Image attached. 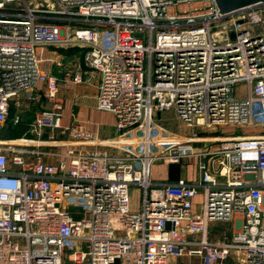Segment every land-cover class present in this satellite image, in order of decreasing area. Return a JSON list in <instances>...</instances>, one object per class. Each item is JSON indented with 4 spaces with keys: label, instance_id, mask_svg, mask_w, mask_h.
I'll return each instance as SVG.
<instances>
[{
    "label": "built area",
    "instance_id": "2783aa9c",
    "mask_svg": "<svg viewBox=\"0 0 264 264\" xmlns=\"http://www.w3.org/2000/svg\"><path fill=\"white\" fill-rule=\"evenodd\" d=\"M24 2L0 1V264H231L237 252L264 264V130L199 129L264 127V2L229 14L216 0ZM52 46L78 47L79 68L99 74L98 108L115 114V137L80 121L65 125L58 78L39 56ZM68 75L84 81L81 71ZM39 85L49 106L30 122L31 137H20L37 143L3 138L12 102ZM171 109L198 130L163 126L160 115ZM187 156L199 158L196 183L154 181L155 161ZM236 213V231L211 241L210 224Z\"/></svg>",
    "mask_w": 264,
    "mask_h": 264
},
{
    "label": "crops",
    "instance_id": "0c3cea01",
    "mask_svg": "<svg viewBox=\"0 0 264 264\" xmlns=\"http://www.w3.org/2000/svg\"><path fill=\"white\" fill-rule=\"evenodd\" d=\"M71 55L62 54V58H68ZM69 59V58H68ZM74 73L81 71L83 75L84 81L82 83H74L70 77L58 78L59 79V95L64 103V123L65 125L73 124L77 121L84 123L91 131L96 132L100 138L108 139L113 138L118 133L117 130V119L114 113L109 111H103L98 108L97 104V94H98V86L100 83V76L96 71H92L83 65V69L79 67L74 68ZM73 75V74H72ZM26 95L23 93L16 98V105H23L26 101ZM28 103L32 104L31 107L34 109L33 118L26 121V124H30V122L34 119L35 114L38 111L46 109L49 104L47 100L41 96L40 94L32 95L31 101ZM162 117V113L160 115ZM30 121V122H29ZM21 122V119H20ZM19 122V123H20ZM19 123H13V125H17ZM168 129V128H167ZM170 130V129H169ZM175 133L185 134L181 132H176L170 130ZM31 137V136H28ZM6 139L19 138L14 136H5ZM200 145V144H198ZM97 149L101 147H95ZM45 149L57 150L59 148L49 147ZM190 158L189 156L183 157L179 163H171L165 160L155 161L153 165V179L156 183H168V182H176L179 179H185L188 182L196 183L199 179L200 173L198 170L199 158H195V165H191L190 163L184 164V160ZM202 202H203V194L199 192L194 198L193 205V213L198 214L202 211ZM240 218H242L241 213H236L234 215L233 221L236 223L240 222ZM230 222L222 223V222H212L209 226V239L211 241H220L223 239V235L227 233L231 235L238 227L232 228L228 231H212L211 226L218 227L219 225H228ZM239 225V224H238ZM229 262L231 264H249L246 262L244 255L241 253H233ZM201 264V261L197 257H183V258H169V264Z\"/></svg>",
    "mask_w": 264,
    "mask_h": 264
},
{
    "label": "rangeland",
    "instance_id": "374dc122",
    "mask_svg": "<svg viewBox=\"0 0 264 264\" xmlns=\"http://www.w3.org/2000/svg\"><path fill=\"white\" fill-rule=\"evenodd\" d=\"M2 1V0H0ZM25 4L28 6H33L35 3L39 2L40 0H24ZM8 6V5H7ZM9 7L12 8H20L22 5L19 4H14V5H9ZM74 46H68L66 47L67 49H73ZM62 54L59 50H57V47H42L39 49V56L41 58L42 66L45 70H47L49 73L53 74L57 78H65V77H70L68 75V72L72 74H75L73 71L75 70L74 68L82 66V58L81 54H79L77 51L71 55L68 58H62ZM73 70V71H72ZM94 71V70H92ZM59 82V79H58ZM43 85L37 86L33 91L30 92H25L23 95H26V101L23 105H16L15 102L14 104H11V109H10V114H9V119L6 125L5 130L2 133V137L5 138V136H11L13 133V123H16V119L19 117L21 119L20 123H26L29 119L31 120L34 115V109L31 107L32 104L28 103L31 101L32 95L35 94H43L42 90ZM242 84H238L237 86V94L238 96H241L243 93V88ZM44 97V95H42ZM45 98V97H44ZM30 122V121H29ZM159 122L163 124L166 128L176 131V132H181V133H186V134H192L194 130H198V128H186L184 123L177 117V115L174 113L173 109L171 110H165L162 112V117L160 118ZM19 123V122H18ZM13 125V126H12ZM201 129L200 132L201 135H206V136H217V135H222V136H243V135H249V134H255L259 133L260 131L264 130V127L262 126H255V125H236V126H225L218 128L217 130L215 129H209V128H199ZM15 133V131H14ZM26 137V136H25ZM63 137V136H61ZM197 146L201 147H210L209 143L206 144H200ZM43 148H49V146H44ZM65 149L62 146H60L59 151H62ZM190 163L191 165H195V158L190 157L188 159L184 160V164ZM153 176V175H152ZM154 177V176H153ZM140 189L138 186H133L131 189V207L134 212L139 211V206H140ZM81 207L79 206H70V209L76 213L82 212L80 209ZM239 227L238 223L236 221L230 222L228 225H219L218 227H212L211 230L213 231H230L232 228ZM64 264H72L69 262L67 259L64 260ZM181 264V263H177ZM194 264V263H193Z\"/></svg>",
    "mask_w": 264,
    "mask_h": 264
},
{
    "label": "water",
    "instance_id": "95a60500",
    "mask_svg": "<svg viewBox=\"0 0 264 264\" xmlns=\"http://www.w3.org/2000/svg\"><path fill=\"white\" fill-rule=\"evenodd\" d=\"M216 2L221 13L229 14L237 10L264 2V0H216ZM239 22L241 23L242 21ZM167 226L169 227L170 224L168 223Z\"/></svg>",
    "mask_w": 264,
    "mask_h": 264
},
{
    "label": "trees",
    "instance_id": "16d2710c",
    "mask_svg": "<svg viewBox=\"0 0 264 264\" xmlns=\"http://www.w3.org/2000/svg\"><path fill=\"white\" fill-rule=\"evenodd\" d=\"M57 50H59L61 53L65 54V55H73L76 51L79 52L80 49L78 47H73V49L69 48H57ZM11 109V108H10ZM13 126V125H12ZM13 133L11 136H14V137H24V136H30V133L28 132L29 131V125L26 124V123H19L17 125H14L13 127Z\"/></svg>",
    "mask_w": 264,
    "mask_h": 264
},
{
    "label": "bare ground",
    "instance_id": "6f19581e",
    "mask_svg": "<svg viewBox=\"0 0 264 264\" xmlns=\"http://www.w3.org/2000/svg\"><path fill=\"white\" fill-rule=\"evenodd\" d=\"M220 139L219 137H211V139ZM172 139H176V140H180V139H184V138H181V137H174ZM16 143H21V144H35L37 142H35V140H31V139H28V138H20L16 141Z\"/></svg>",
    "mask_w": 264,
    "mask_h": 264
}]
</instances>
